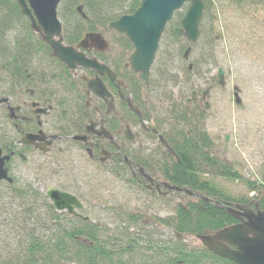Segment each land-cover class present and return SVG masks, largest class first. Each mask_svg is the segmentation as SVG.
Masks as SVG:
<instances>
[{
    "label": "trees",
    "instance_id": "16d2710c",
    "mask_svg": "<svg viewBox=\"0 0 264 264\" xmlns=\"http://www.w3.org/2000/svg\"><path fill=\"white\" fill-rule=\"evenodd\" d=\"M140 1L63 0L58 15L63 23V37L70 46L77 45L87 32H102L110 38V52H95V56L107 62L114 59L116 70L123 67L125 70L123 78L129 87L124 91V96L131 97L136 106L144 104V95L147 93L150 107L163 109L166 115L177 117L175 121L178 124L187 125L184 130H181L182 127L179 130L178 139L183 141L184 154L183 151L180 153L182 163L172 166L174 170L172 180L176 184L182 182L199 184L204 190L203 197L209 200L202 198L192 201L191 199L190 202L183 204L176 202L180 199L179 195L173 196L171 202L173 215L170 216L169 224L174 236L170 237V241H166L157 236V227H154L153 231L145 229L144 226L140 227L139 221L130 213L131 211L120 212L122 218L116 221L114 228L109 229L106 226L108 231L104 234V228L98 224L84 221L79 224L73 222L67 224L68 220L60 221V218L54 215L53 209L46 206V201L43 209L42 237H38L36 227L26 228L10 222L4 197L0 196V225L9 229H7L9 236L0 240L3 243L7 242L3 246L0 245V264H236L214 254L203 244L193 248L180 238V235L197 238L236 222L231 214L215 203L216 201L220 203H224L225 200L247 201L243 200L242 196L238 199L232 198L207 179L196 176L202 172L201 165L211 167L218 159L216 157L212 159L210 153L205 151L209 147L207 142L210 140L206 131L201 134V138L204 139L201 146L193 142V138L200 136H191L186 131L189 127V119L184 102L195 88L191 83L193 71L202 67L203 62L201 64L200 59L206 61L205 50L214 47L212 31L206 36L203 46H199L198 42L193 44L192 51L197 54V60L192 61L193 70L179 66L180 70L176 65L178 60L182 62L184 59V51L189 43L173 31L175 25H181L184 16L178 14L175 23L171 21L163 31L164 35L156 58L157 61L161 60V63L158 70L157 64H154L150 82L146 86L137 75H134V72L127 71L124 65L128 63V58L134 49L130 40L123 34L109 30L111 22L123 15L134 13L140 6ZM203 1L206 8H210L214 3V0ZM250 1L264 4V0H233V3L242 7ZM80 5H83V11L87 16L85 18L78 11ZM201 27L202 23H200V38L203 34ZM166 33L168 39L162 49L161 45ZM34 35L30 21L22 14L16 0H0V92L19 91L25 84H33L37 90L49 94L56 101L59 112L65 113L63 115L65 122L75 124L87 117L84 109L87 100L86 85L81 78H74L68 67L52 55L51 49L42 38L38 36L34 39ZM170 48L171 62L168 65L165 63L167 56H164V53L167 54ZM41 59L42 62H39ZM24 69L33 73V79L28 80ZM181 73L185 77V86L174 94L177 84L183 82L179 77ZM123 105L126 106L125 103ZM220 164H223L222 161ZM226 175L232 179H240L237 173L232 175L228 172ZM244 182L248 194L255 192L257 195L259 187L256 186V182L251 180ZM33 221H36L35 216ZM160 221L165 223L162 219Z\"/></svg>",
    "mask_w": 264,
    "mask_h": 264
},
{
    "label": "flooded vegetation",
    "instance_id": "af4514ba",
    "mask_svg": "<svg viewBox=\"0 0 264 264\" xmlns=\"http://www.w3.org/2000/svg\"><path fill=\"white\" fill-rule=\"evenodd\" d=\"M38 36L41 38L42 34L35 33L34 39H37ZM95 52L97 51L92 50L85 53L92 58L97 57ZM109 52L110 50L103 53ZM192 54L193 51L189 53L188 58H185L184 53L183 61L191 59ZM101 61L116 74V81H112L108 74H104L102 77L100 75L113 97L108 100L97 98L92 93L88 94L84 77L95 78L94 70L77 68L75 71H71L68 68L74 78H81L86 85L87 100L84 109L87 112V117L75 124L65 122L63 120L65 113L59 112L56 101L49 94L37 90L33 84H25L19 91L0 92V99L8 98L7 101L0 103V159L4 162L5 173V177L0 179V189L2 188L0 196L4 197L9 220L17 226L36 227L37 236L42 237L43 209L46 201V206L53 209L54 215L58 216L60 221L68 220L67 224L71 222L79 224L83 221L98 224L104 228L105 234L108 231L107 225L94 221V210L101 208L103 212H109L110 218L113 217L112 220L116 223L122 218L120 212L129 213L130 209L105 201L99 197L98 187H91L88 185L89 182L82 183L85 181L82 178L86 177L79 179V176H83L88 171L93 177L118 180L127 190L135 191L139 197L138 200H141L142 203L140 202L137 210H132L130 213L139 221L140 227L144 226L145 229L152 231L154 227H157V236L170 241L169 234H165V232L171 231L169 223L173 196H180L179 203L204 198L202 197L204 190L200 188L199 184L191 182L176 184L172 180L174 176L172 166L175 167L182 163L180 153L183 151V141L178 139L181 123L178 124L175 121L177 117L172 118V116L166 115L163 109L150 107L147 93L144 95V104L136 106L131 97L124 96V91L129 87L123 78L125 72L123 67L120 68L116 65L119 67V70H116L114 59H110L109 62ZM198 61L196 63L199 65ZM39 62H42V59ZM201 62L207 63L202 59ZM126 64L124 65L127 71H132ZM188 67L193 70L194 62L190 63ZM24 70L28 80L33 79V73L28 72L27 69ZM198 70L199 67L193 73ZM134 75L140 79L138 74ZM209 80L210 86L203 92L194 88L191 94L192 98H189L193 99V96L195 98L191 102H188L189 98L186 100L187 108L185 110L188 115L187 119H189V127L186 128V131L191 136H200L193 138V142L197 146H201L204 142L201 134L206 131L204 130L206 127L204 117L206 111L211 107L208 102L213 90L212 81L215 80L221 85L219 71ZM224 80L226 83V72ZM181 83L184 87V81ZM148 84L145 83L146 86ZM194 91L195 95H193ZM128 98L131 99L133 108L127 103L126 99ZM198 122L201 123L198 124ZM174 125L177 126V129ZM90 126L92 128L88 130ZM186 126H181V130H184ZM75 136L84 138L75 139ZM208 136L210 138L207 142L209 147L205 151L210 153L212 159L216 157L218 160L214 161L211 167L201 165L202 172L196 176H199L200 179H207L217 187L219 186L216 179H232L226 175L228 172L232 175L237 173L241 178L236 164L222 157L217 148V141L212 139L210 134ZM230 137L226 136V144ZM180 142H182L181 145H179ZM167 145L176 152L177 156L172 154ZM220 161L223 164H220ZM47 174L52 175L53 185L47 184ZM74 176L75 180H72L71 178ZM251 181L256 182V186L259 187L257 195L253 192L248 194L249 197L243 195L242 199L247 200L245 202L225 200L224 203L217 201L215 203L231 215L229 206L232 204H239V206L249 208L254 212L263 211L264 174L261 179L257 175ZM78 184L80 185L78 186ZM47 187H53L76 196L82 207L75 208V213L66 210L58 211L53 201L45 194ZM208 188L213 190L210 186ZM114 210L117 211L113 212ZM160 211H164L166 214L162 217ZM34 216L36 217L35 222L33 221ZM160 219L167 224H163ZM235 220L236 222L227 226L239 222L237 218Z\"/></svg>",
    "mask_w": 264,
    "mask_h": 264
},
{
    "label": "rangeland",
    "instance_id": "374dc122",
    "mask_svg": "<svg viewBox=\"0 0 264 264\" xmlns=\"http://www.w3.org/2000/svg\"><path fill=\"white\" fill-rule=\"evenodd\" d=\"M189 5L190 1L177 11L171 23H175L178 14L183 16ZM204 9L201 20L203 34L198 45H204L205 38L211 31L215 42L213 49L205 50L207 63L202 64L199 71L192 74L191 83L197 90L203 92L210 86L209 79H212L214 74H218L217 70L220 67L226 72L224 86L219 85L215 80L212 81L213 90L208 102L211 107L204 117L206 121L204 130L217 141V148L222 157L234 162L239 169L240 179H216L220 189L228 196L238 199L248 194L244 181L253 180L257 175L261 179L264 174V4L250 1L245 6L238 7L233 0H214L210 8ZM108 39L110 41L109 37ZM167 39L168 33L162 41V49L166 46ZM170 50L171 48L167 54L164 53V56H167L165 63L168 65L171 62ZM196 60L197 54L193 53L191 59L185 62L178 60L176 67L178 69L182 66L188 67ZM160 63L161 60H156L157 70ZM179 77L181 81L185 80L182 73ZM237 87L240 89L239 96L236 95ZM178 89H182V83L177 84L174 94L178 93ZM237 99H240L239 102ZM184 105L187 103L184 102ZM174 126L177 129V126ZM181 126L182 123L180 128ZM227 135L231 136L228 144L225 141ZM3 164L0 159V171L4 173ZM47 176V184L53 185L52 175L47 174ZM84 176L86 178H82L85 180L82 183L89 182L88 185L91 187H98L99 197L107 202L123 205L130 211L137 210L142 203L138 200L135 191L127 190L118 180L96 178L88 171L83 176H79V179ZM71 179L75 180V176ZM183 204H186V201H183ZM172 205L170 215H173ZM94 211L96 223H103L109 229L114 228L115 221L112 220L113 217L110 218L109 212H103L101 208H96ZM165 214L164 211H160L162 217ZM7 229L0 225V240L9 236ZM165 234H169L171 238L174 236L172 230L170 232L167 230ZM182 240L193 248L201 246L200 241L194 236ZM6 243L0 242V245Z\"/></svg>",
    "mask_w": 264,
    "mask_h": 264
},
{
    "label": "water",
    "instance_id": "95a60500",
    "mask_svg": "<svg viewBox=\"0 0 264 264\" xmlns=\"http://www.w3.org/2000/svg\"><path fill=\"white\" fill-rule=\"evenodd\" d=\"M62 1L16 0L22 14L30 21L31 28L36 33L42 34L41 38L50 46L54 57L60 59L71 71L83 68L96 72L95 78L84 77L88 94L92 93L103 100L112 99L113 97L101 77L108 74L112 81H116V74L97 57L90 58L85 53L92 50H109V40L102 32H87L76 47L67 45L63 37V23L58 16ZM188 1H190V5L181 20V26L175 28L174 31L179 36L185 37L187 41L196 42L200 36V23L204 8H206L203 0H141L140 6L134 13L123 15L109 24V30L123 34L130 40L134 50L127 65L145 83H149L151 68L157 56L156 52H158L163 31L173 19L175 12L181 10ZM78 11L84 18L87 17L83 11V5L78 6ZM190 50L191 47H188L185 51V58H188ZM218 71L220 84L224 86L225 72L223 68ZM235 90H237L236 95L239 96V88L237 87ZM195 94L194 91L193 95ZM206 94L207 91L204 96ZM193 99H189L188 102ZM7 100L8 98H2L0 103ZM239 100L237 99L238 102ZM126 101L132 108L134 107L130 98ZM91 128L92 126L88 127V130ZM83 138V136H75V139ZM168 149L177 156L173 149L170 147ZM2 177H5V173L0 171V179ZM45 194L53 201L58 211L66 210L75 213V208L82 207L76 196L53 187H47ZM229 207V211L239 222L214 233L200 235L198 239L214 254L236 264H264V210L254 212L249 208L239 206V204H232ZM182 237L185 236L182 235Z\"/></svg>",
    "mask_w": 264,
    "mask_h": 264
}]
</instances>
